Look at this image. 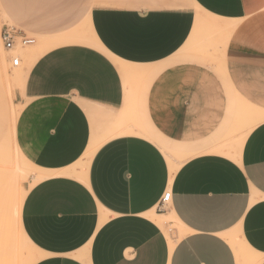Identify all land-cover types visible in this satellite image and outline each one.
Returning <instances> with one entry per match:
<instances>
[{
    "label": "crops",
    "instance_id": "obj_1",
    "mask_svg": "<svg viewBox=\"0 0 264 264\" xmlns=\"http://www.w3.org/2000/svg\"><path fill=\"white\" fill-rule=\"evenodd\" d=\"M0 4L41 46L15 92L48 174L21 206L34 264H264V0Z\"/></svg>",
    "mask_w": 264,
    "mask_h": 264
},
{
    "label": "rangeland",
    "instance_id": "obj_2",
    "mask_svg": "<svg viewBox=\"0 0 264 264\" xmlns=\"http://www.w3.org/2000/svg\"><path fill=\"white\" fill-rule=\"evenodd\" d=\"M3 13L0 4V32L6 26L3 20ZM7 26L11 27V24ZM197 32L198 40L195 45L198 46V51L213 52L215 49V32L213 28L201 26ZM0 43L2 45L1 40ZM2 48L3 53L1 57L3 63H0V224L11 227V234L14 237V235L17 236L16 230L20 226L19 223H21V215L19 219L16 214V203L20 196L18 189L21 186L23 192L27 195L28 191L41 180L39 177L40 169L34 166L23 165L13 150L12 138L10 136L11 127L14 117L18 116L21 109V104L16 99L15 92L22 89V72L28 60L27 53L34 50L39 52L41 46L37 42L31 46L16 47L11 51L6 50L3 45ZM14 58L20 60L18 66H13L12 60ZM173 159L175 160L174 157ZM14 229L16 230L13 231ZM16 236L14 238L18 240L17 242L20 245L19 239H17L18 236ZM23 249L25 254L29 253L34 263L38 260L39 253L33 246H27L25 248L23 246ZM243 264L247 263L245 262Z\"/></svg>",
    "mask_w": 264,
    "mask_h": 264
},
{
    "label": "bare ground",
    "instance_id": "obj_3",
    "mask_svg": "<svg viewBox=\"0 0 264 264\" xmlns=\"http://www.w3.org/2000/svg\"><path fill=\"white\" fill-rule=\"evenodd\" d=\"M2 53H3V48H2V45L0 43V63H3V59L1 57ZM16 119H17V116L14 117V120H13V123H12V127H11V133H10V136L12 138V144H13V148H14L13 149L14 153H15L16 157L20 160V162L23 165L25 164V165H29L30 167L31 166L33 167V165L30 164L21 155V153L19 152V149H18V147H17V145L15 143V123H16ZM92 153H93V150L90 151L87 154V157L92 156ZM167 160L169 161V163L173 162V160L171 161V159H169V157H167ZM46 176H48L47 172H44L43 170H40L39 177L41 179H43ZM18 191L20 192V196H19V198L17 200V203H16V214H17L18 218L20 219L21 206H22V203H23V200H24L26 194L23 192V189L21 188V186L19 187ZM150 217L153 220H156V222H163V221L164 222H169L171 220H175V218H173L172 216H166V217L157 216V215H154L153 213H152V215H150ZM19 225L20 226H18V229L17 230L14 229L13 231L16 230V233H17V236H18L17 239H19L20 245L17 242L18 240H15L16 238H14L16 235H14V237H13V235L11 234L12 233L11 227H9V226H7L5 224L4 225L0 224V264H34V261L29 256V253L25 254L24 249H23V246L25 248L27 246H33V245L29 242V240L25 236V234H24V232L22 230V227H21V223H19ZM13 233H15V232H13ZM240 244H242V243H240ZM243 248H241V250ZM246 248L247 247L245 246V249ZM248 253H250V252L248 251ZM250 254H249V256H247L248 258H246V256H245L246 260L247 261H248V259H249V261L252 260L253 264L254 263L257 264L256 263L257 258L254 255L255 253L253 254L254 257H252V253H250ZM239 257L241 258L242 256L239 255ZM238 261H240V260H238ZM247 261H244V262H247ZM252 262H249V264L252 263Z\"/></svg>",
    "mask_w": 264,
    "mask_h": 264
},
{
    "label": "built area",
    "instance_id": "obj_4",
    "mask_svg": "<svg viewBox=\"0 0 264 264\" xmlns=\"http://www.w3.org/2000/svg\"><path fill=\"white\" fill-rule=\"evenodd\" d=\"M0 40L4 48L8 51L16 47L31 46L35 44V39L27 37L22 31L13 27L5 26L0 32ZM20 60L14 58L12 60L13 66H18ZM171 192L166 191L157 205L158 211H163L165 206L170 202Z\"/></svg>",
    "mask_w": 264,
    "mask_h": 264
}]
</instances>
